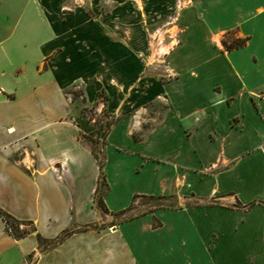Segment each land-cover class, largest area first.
Segmentation results:
<instances>
[{
  "label": "crops",
  "instance_id": "obj_1",
  "mask_svg": "<svg viewBox=\"0 0 264 264\" xmlns=\"http://www.w3.org/2000/svg\"><path fill=\"white\" fill-rule=\"evenodd\" d=\"M58 1L0 0V264H264L256 203L264 201V0H187L169 53L174 76L132 91L134 72L109 35L113 12L88 19L61 12ZM230 31L242 45L221 46ZM83 43L98 47L94 62L78 53ZM100 57L115 116L99 167L63 91L96 72ZM144 101L155 102L153 113ZM143 123L152 127L135 136ZM236 156L231 168L196 176V167ZM99 175L108 212H122L137 195L178 190L180 180L189 192L233 194L249 208L226 209L201 229L193 214L179 228L178 215L164 210L98 228ZM1 213L28 229L13 235Z\"/></svg>",
  "mask_w": 264,
  "mask_h": 264
},
{
  "label": "rangeland",
  "instance_id": "obj_2",
  "mask_svg": "<svg viewBox=\"0 0 264 264\" xmlns=\"http://www.w3.org/2000/svg\"><path fill=\"white\" fill-rule=\"evenodd\" d=\"M138 1V2H137ZM187 3V0H59V9L63 13H73L81 11L82 15L88 19H93L100 13L107 10L113 12V22L109 32L114 41L116 52L125 54L127 68L134 72V77L126 84V90H138L141 86H148L156 81L166 82L174 76V71L169 67V53H171L173 39L178 40L180 31L176 30L178 14L180 8ZM138 4L140 8L138 9ZM111 12V13H112ZM178 29L180 27L178 26ZM106 32V30H105ZM243 40V36L238 31H230L220 39L223 48ZM163 45L169 48L164 54H157V50ZM79 54L83 55V61L92 63L90 58L99 52L96 45L76 44ZM100 68L84 76V79L75 78L64 89L71 109L72 119L78 127L79 134L87 143L98 161L103 159L102 147L104 145V135L106 128L114 120L106 102L107 96L105 87L109 86L108 78L105 77V60L100 57L97 60ZM119 63H122L120 61ZM44 66V62L38 65V69ZM104 69V71L102 70ZM84 75V74H82ZM118 82L119 78L110 76ZM96 87L93 89V98L90 102L85 100L86 85ZM159 100V99H158ZM144 108L153 113L155 102H142ZM134 109V108H133ZM137 110V109H136ZM134 111V112H133ZM133 112L131 117L132 125L136 124L138 115L132 108L126 111L127 115ZM119 115V114H118ZM149 121V120H148ZM146 121V122H148ZM145 122V121H144ZM152 125L143 123L135 136L141 132H146ZM240 156L232 157L221 162L220 159L214 165L211 163L201 167H196V176L202 179L212 172L222 171L231 168L238 162ZM178 190H164L157 195H137L134 196L130 204L122 212H108L103 207L100 209L98 228H110L117 223L127 219L138 217L142 214H153L157 210H164L178 215L179 228H186V223L182 219L184 214L191 213L194 216V228L201 229L203 220H212L214 215L225 213L226 209L246 211L248 204H242L233 194L228 199H222L215 193L207 195L195 194L187 191L186 183L180 180ZM184 186V188H182ZM104 181L99 175L96 189V200L105 191ZM256 203L264 210V201L257 200ZM111 213V214H110ZM159 221L153 217L151 224L157 225ZM212 223V221H211ZM15 235H20L28 228H11ZM213 230V224L211 225ZM212 232V231H211ZM215 235L211 234L209 242H213ZM27 264V263H26Z\"/></svg>",
  "mask_w": 264,
  "mask_h": 264
},
{
  "label": "trees",
  "instance_id": "obj_3",
  "mask_svg": "<svg viewBox=\"0 0 264 264\" xmlns=\"http://www.w3.org/2000/svg\"><path fill=\"white\" fill-rule=\"evenodd\" d=\"M243 44V40H239V41H237V43H235V44H233V45H229L228 47H226L227 49L228 48H230V47H236V46H240V45H242ZM109 126V125H108ZM108 128V127H107ZM106 128V129H107ZM81 137H83V135H80ZM91 150V152L93 153V151H92V149H90ZM93 155H94V157L96 158V156H95V154L93 153ZM98 161V160H97ZM98 166L100 167L101 166V161H98ZM98 180H99V176H98ZM96 204L99 206V207H101V200H100V198H98L97 200H96ZM1 215H2V218H3V220H4V222L9 226H11V228H13V226H15L14 224H15V222L13 221V220H9L8 219V217L5 215V214H3V213H1ZM17 226H15V228H16ZM10 232L13 234V235H15V233L12 231V230H10Z\"/></svg>",
  "mask_w": 264,
  "mask_h": 264
},
{
  "label": "bare ground",
  "instance_id": "obj_4",
  "mask_svg": "<svg viewBox=\"0 0 264 264\" xmlns=\"http://www.w3.org/2000/svg\"><path fill=\"white\" fill-rule=\"evenodd\" d=\"M169 49V47H162V45L160 46V48L157 50V53H166V51Z\"/></svg>",
  "mask_w": 264,
  "mask_h": 264
},
{
  "label": "built area",
  "instance_id": "obj_5",
  "mask_svg": "<svg viewBox=\"0 0 264 264\" xmlns=\"http://www.w3.org/2000/svg\"><path fill=\"white\" fill-rule=\"evenodd\" d=\"M260 117H261L262 121L264 122V112H262V113L260 114ZM24 264H26V263H24Z\"/></svg>",
  "mask_w": 264,
  "mask_h": 264
}]
</instances>
